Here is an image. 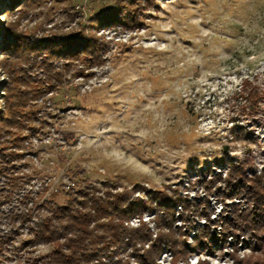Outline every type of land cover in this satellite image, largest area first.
I'll use <instances>...</instances> for the list:
<instances>
[{"label":"rangeland","instance_id":"obj_1","mask_svg":"<svg viewBox=\"0 0 264 264\" xmlns=\"http://www.w3.org/2000/svg\"><path fill=\"white\" fill-rule=\"evenodd\" d=\"M113 1L34 0L8 13L0 2V109L5 94L18 100L20 89L29 97L16 115L19 123L0 122V161L6 168L0 173V235H11L18 246L27 224H12L9 213L51 198L64 204L83 178L99 186L109 180L121 186L117 190L138 184L132 198L147 200L148 192L159 191L186 198L213 221L210 232L217 240L198 249L190 245L205 216H190L191 227L178 218L171 228L177 235L190 228L189 252L175 261L163 242L157 264L264 258L261 237L220 233L221 211L230 220L229 206L242 198L223 206L203 185L216 173L224 175L229 162L248 161V177L264 169V0H155L140 14L139 25L90 27L89 18ZM10 22L12 29L3 33L1 25ZM79 29L107 44L102 64L84 67L61 55L58 38ZM4 40L15 45L5 47ZM52 45L50 62L62 82L52 80L50 88L43 64ZM249 88L259 95L254 109L245 94ZM10 177L19 179L18 189L10 191ZM181 211L176 206V217ZM136 217L125 224L144 223L152 240L168 232L156 211H145L140 222ZM31 249L44 253L48 245ZM27 254L25 248L8 250L0 264H25Z\"/></svg>","mask_w":264,"mask_h":264},{"label":"trees","instance_id":"obj_2","mask_svg":"<svg viewBox=\"0 0 264 264\" xmlns=\"http://www.w3.org/2000/svg\"><path fill=\"white\" fill-rule=\"evenodd\" d=\"M1 1L7 7L8 13L11 10L21 9L34 0ZM154 4L155 0H114L112 4L100 9L89 18V26L95 28L100 22L109 25L119 23L123 27L139 25L140 14ZM1 29L3 33H9L12 29L11 22L1 25ZM56 36H53L52 40H55ZM63 37V39L58 38L55 44L56 47L60 46L58 50L63 58L77 60L84 67L100 65L104 62L107 44L99 40L97 35L93 33L85 35L83 30L79 29ZM13 44L15 45L13 42L3 41L5 47ZM56 47L52 45L49 52L44 55L45 86L50 88L55 86L52 80L57 82V85H61L62 82L61 71L55 69L50 62L52 55L56 53L54 50ZM42 87V84L37 85L38 90ZM245 88L246 86L243 87ZM21 92L20 89L17 91L15 97L18 100L14 101L10 99L13 98L11 93L5 94L6 105L4 110L0 109V122L5 123V127L20 122L16 115L22 114L21 109L29 98L24 93L21 95ZM245 94L250 107L254 109L259 98L258 92L254 88H249ZM20 99H25V102ZM4 148L5 145L0 146L3 156ZM247 163L248 161L240 164L229 162V168L224 175L216 173L204 181L203 185L207 191L215 193L217 200L222 202L223 206H226L227 200L242 198L238 204L229 206L230 220L223 216L224 211H221L217 220L221 224L220 233L225 236L238 231H249L261 237L258 245L264 253V241H262L264 240V169L260 174L248 177L245 173ZM5 170L0 161V173H4ZM74 171L71 175L75 183L77 175L75 172L78 171ZM82 182L80 190L74 191L73 194L68 193L64 204H56L51 198L36 204L35 208L25 205L18 213H9L12 224L16 222L27 224V232L24 238H20L18 246L12 245L11 235H0V262L7 256L8 250L14 254L17 250L25 248L28 253L25 256V264H157L156 257L163 242L172 250L176 261L181 257L186 258L189 252L185 242L190 228L177 235L171 228L172 224L178 218L185 223H192V218L189 217L196 215H204L207 222L204 227L197 230L194 242L190 246L203 249L217 240V237L210 232L213 221L209 215L203 214L202 210L197 208H191V203L186 198L178 195L170 196L159 191L148 192V199L145 200L131 196L139 187L138 184L132 189L122 187L121 190H117V187L121 186L109 180L102 181L100 186L86 182L85 178ZM7 184L10 191L20 186L19 179L14 177L8 178ZM178 205L182 213L176 217L175 208ZM145 211H156L158 223L167 225L168 232H163L152 240L149 228L144 223L136 227L125 224L133 216L140 219ZM188 225L191 227L192 224ZM14 231L17 232L18 227L14 228ZM38 243L48 245L47 251L34 254V249L31 247ZM144 245L147 247L145 248ZM127 251L128 257L125 258L123 254ZM130 256L134 258V262H130ZM236 261L238 264H264V258H256L250 263L248 260L238 258Z\"/></svg>","mask_w":264,"mask_h":264},{"label":"built area","instance_id":"obj_3","mask_svg":"<svg viewBox=\"0 0 264 264\" xmlns=\"http://www.w3.org/2000/svg\"><path fill=\"white\" fill-rule=\"evenodd\" d=\"M135 219H137L139 221V218L138 217H136Z\"/></svg>","mask_w":264,"mask_h":264}]
</instances>
